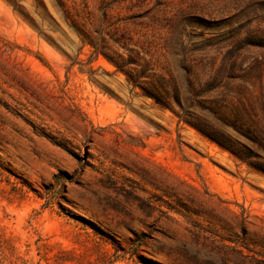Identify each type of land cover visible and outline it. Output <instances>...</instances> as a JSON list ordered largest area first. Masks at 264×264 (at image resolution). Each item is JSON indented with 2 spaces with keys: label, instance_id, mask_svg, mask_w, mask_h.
Masks as SVG:
<instances>
[{
  "label": "rangeland",
  "instance_id": "374dc122",
  "mask_svg": "<svg viewBox=\"0 0 264 264\" xmlns=\"http://www.w3.org/2000/svg\"><path fill=\"white\" fill-rule=\"evenodd\" d=\"M0 264H264V0H0Z\"/></svg>",
  "mask_w": 264,
  "mask_h": 264
}]
</instances>
